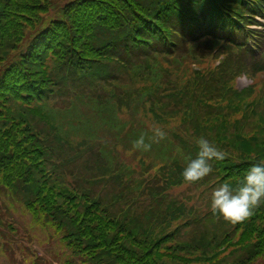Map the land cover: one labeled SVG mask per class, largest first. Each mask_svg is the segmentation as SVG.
<instances>
[{"label":"trees","instance_id":"16d2710c","mask_svg":"<svg viewBox=\"0 0 264 264\" xmlns=\"http://www.w3.org/2000/svg\"><path fill=\"white\" fill-rule=\"evenodd\" d=\"M256 18L264 0H0V260L264 264V202L210 207L264 161V84L235 86L264 73ZM198 137L225 157L190 184Z\"/></svg>","mask_w":264,"mask_h":264},{"label":"clouds","instance_id":"9594fccd","mask_svg":"<svg viewBox=\"0 0 264 264\" xmlns=\"http://www.w3.org/2000/svg\"><path fill=\"white\" fill-rule=\"evenodd\" d=\"M243 73L238 79L244 78ZM155 137L163 138L164 132L156 128L153 130ZM197 154L187 161L182 171V178L187 183H196L212 172V161L223 160L225 153L209 142L204 137L195 140ZM142 134L135 140L133 147L148 149ZM264 202V161L252 164L243 175L238 187H233L228 182L218 184L211 194L210 207L214 213L228 222H240L253 213L254 208Z\"/></svg>","mask_w":264,"mask_h":264},{"label":"rangeland","instance_id":"374dc122","mask_svg":"<svg viewBox=\"0 0 264 264\" xmlns=\"http://www.w3.org/2000/svg\"><path fill=\"white\" fill-rule=\"evenodd\" d=\"M258 21H263L262 18H257ZM262 23V22H261ZM254 28V26L251 27V29ZM252 74H249V75H244L245 77L243 79H239L236 81V84H237V87L239 89H243V88H246L248 85H250L251 83H254L256 84L257 82H261L264 84V73H258L256 75H252V77H254L252 79V77H249L251 76ZM257 96H259L257 94ZM125 117H127L126 115H124ZM263 121H264V116H263ZM264 123V122H263ZM123 159L127 160V162H131V158L129 157H123ZM95 190H93L94 192ZM183 192V195L182 199H185L187 197L186 194H184V190L182 191ZM0 196L4 199H7L8 201H13L14 200V195L12 194H8L2 187H0ZM181 198V197H180ZM36 234L38 233V231L35 232ZM39 237V236H38ZM38 237L36 239H38ZM34 239V238H33ZM42 241L46 242V238L43 236V238L41 239ZM36 253L38 255L41 256V258L43 259L44 263L45 264H50V261H52V257H51V253L52 252H56V243H52V244H48V245H45V246H39L38 243H34L33 246H32ZM230 249L226 251V255L229 253ZM237 256V255H235ZM231 258V256H228V257H225L223 260L225 261H228L229 259ZM0 264H10L8 261H5V260H0ZM190 264H194V263H190Z\"/></svg>","mask_w":264,"mask_h":264}]
</instances>
